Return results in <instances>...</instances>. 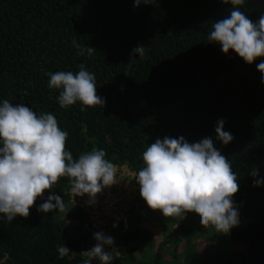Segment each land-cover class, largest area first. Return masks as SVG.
<instances>
[{
  "label": "trees",
  "instance_id": "16d2710c",
  "mask_svg": "<svg viewBox=\"0 0 264 264\" xmlns=\"http://www.w3.org/2000/svg\"><path fill=\"white\" fill-rule=\"evenodd\" d=\"M231 9L222 0H156L138 7L134 0H0V103L7 99L37 115L53 114L68 133L66 149L74 159L104 150L106 160L137 175L144 167L142 153L157 139L211 138L237 174L233 203L239 224L226 235L239 249L222 251L221 241L197 252L187 239L190 259L178 262L179 235L200 234L210 241L217 236L214 227L186 213L165 217L171 226L153 236L142 223L154 212L137 207L114 231L118 255L112 264H170L171 257L174 264H264V183L253 186L255 179L264 181V83L257 70L264 57L249 65L207 40L212 24ZM240 10L257 22L264 0H246ZM73 40L96 51L79 55ZM138 46L145 47L142 59L133 55ZM81 64L95 75L104 107L81 111L77 102L61 108V90L48 87L45 73L76 74ZM220 119L233 136L227 145L216 139ZM137 190L138 201L146 203L138 184ZM51 194L62 197L63 211L38 212ZM71 201L70 182L61 177L37 198L27 218L10 223L0 214V264H83L92 223ZM153 241V251L144 249ZM61 245L70 250L63 258Z\"/></svg>",
  "mask_w": 264,
  "mask_h": 264
},
{
  "label": "clouds",
  "instance_id": "9594fccd",
  "mask_svg": "<svg viewBox=\"0 0 264 264\" xmlns=\"http://www.w3.org/2000/svg\"><path fill=\"white\" fill-rule=\"evenodd\" d=\"M231 4L230 16L214 22L207 35L209 43L219 44L222 52L234 51L249 65L264 57V15L253 22L240 10L246 0H222ZM155 4L156 0H134V7ZM79 55L91 57L96 49L72 41ZM133 55L140 59L145 56V47L133 49ZM136 60L132 59L129 67ZM264 83V61L257 65ZM49 76L48 87L59 89L58 103L67 108L80 102L84 107L105 105V100L97 94L96 78L86 70L84 64L79 71H58L45 73ZM127 75V74H126ZM223 119L217 121L216 139L224 145L233 139L231 133L224 131ZM68 133L58 126L51 113L37 115L23 104L13 106L7 99L0 103V214L8 222L15 217L27 218L30 208L37 198L61 177H67L74 196L87 194L89 204L103 188L117 182L115 165L105 159L104 150L93 149L74 159L66 149ZM144 167L135 177L140 196L153 211H160L164 217L185 216L195 213L200 217L203 227L212 226L218 234H228L239 224V213L233 203V196L239 190L237 174L233 172L229 160L214 147L211 138L197 143H189L183 136L157 139L142 153ZM259 175L253 166L252 177ZM264 181L254 180L253 186ZM64 203L60 195L51 194L39 205L37 211L48 213L63 211ZM113 227H116L114 224ZM97 241L94 247L83 252L87 257L83 264H112L114 254L105 251L114 239L102 232L94 233ZM60 258L68 255L69 248L58 246Z\"/></svg>",
  "mask_w": 264,
  "mask_h": 264
},
{
  "label": "rangeland",
  "instance_id": "374dc122",
  "mask_svg": "<svg viewBox=\"0 0 264 264\" xmlns=\"http://www.w3.org/2000/svg\"><path fill=\"white\" fill-rule=\"evenodd\" d=\"M115 168L117 182L110 187L103 188L102 191L97 194L94 204L88 203L90 197L87 194L81 197L74 196L72 193L71 202L74 205L83 207L90 215V221L92 223L91 237L83 252L90 250L97 243L94 239V233L102 232L105 236H110L114 239V244L111 247L107 245L104 246L105 251L111 252L114 248L118 253L116 239L114 237V231L117 225L124 221L128 215L132 214L137 207L147 211H153L146 203H140L138 201L139 194L137 190V182L135 180V173L130 171L126 166H115ZM153 212V218L146 221L144 220L142 228L149 229L152 231V235L156 236L157 234L160 235L166 231L171 226V223H165V217H163V214L160 211ZM114 224L116 227H113ZM214 235L215 236L210 241L207 240V238L205 239L204 236H200V234H194L191 237L184 234L179 235L180 241L175 245V247H177V249L175 248L177 251L176 253L179 256L177 258L178 262L184 263L185 260L187 262L188 258L190 259L188 253H186V243L188 240L195 246L197 252H203L205 249H208L210 243L217 244L221 241L222 244L226 243V246L221 248L222 251L225 247L232 250L239 249L241 247L240 244L229 241L227 235L225 234L217 233V236L216 234ZM154 241L150 242L148 247L144 245V249L146 248L150 252L156 245ZM169 249L172 250L171 247ZM116 255L118 254H114V256ZM172 259L173 257H171L170 264H174ZM92 263L99 264V261L94 260Z\"/></svg>",
  "mask_w": 264,
  "mask_h": 264
}]
</instances>
